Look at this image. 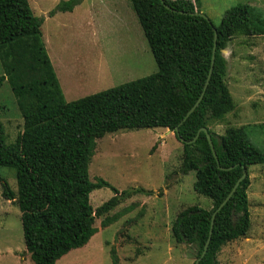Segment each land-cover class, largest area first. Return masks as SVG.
I'll use <instances>...</instances> for the list:
<instances>
[{"label":"trees","instance_id":"16d2710c","mask_svg":"<svg viewBox=\"0 0 264 264\" xmlns=\"http://www.w3.org/2000/svg\"><path fill=\"white\" fill-rule=\"evenodd\" d=\"M81 1L61 2L48 16L71 12ZM129 2L157 72L66 102L45 50L43 19L33 15L28 0H0V86L8 82L23 119L22 133L12 143H6L0 126V167L13 170L16 191L1 176L0 185L2 196L14 200L20 211L23 244L32 264H55L97 233L95 219L101 218L104 228L135 207L132 204L109 216L130 193H119L103 179L92 182L88 177L96 140L123 130L163 128L176 139L191 141L180 142L179 172H195L193 190L208 198L211 208L187 207L177 215L171 233L176 243L194 246L196 258L208 237L212 212L242 175V167L246 169L247 176L215 216L199 264H219L221 248L248 235V169L263 165L264 153L251 143L243 127L227 126L218 136L210 126L224 122L236 108L225 81L222 51L236 36H264V19L252 6L238 4L213 27L192 15L202 13L201 0ZM213 29L216 49L208 86L193 113L179 125L203 91ZM201 128L211 136L217 162L203 132L192 141ZM102 188H110L114 195L93 209L90 194ZM110 255L112 264H119L113 248Z\"/></svg>","mask_w":264,"mask_h":264},{"label":"rangeland","instance_id":"374dc122","mask_svg":"<svg viewBox=\"0 0 264 264\" xmlns=\"http://www.w3.org/2000/svg\"><path fill=\"white\" fill-rule=\"evenodd\" d=\"M67 0H28L34 16L43 19L42 39L66 102L155 74L157 67L129 0H82L71 12L55 11ZM202 13L217 27L224 13L238 4L252 6L264 19V0H201ZM225 81L236 105L222 123L210 126L218 136L227 126L243 127L251 143L264 153V36H236L223 52ZM3 70L0 63V76ZM0 126L6 143L23 130V119L8 82L0 86ZM182 145L163 128L123 130L95 142L88 177L101 178L119 193L130 195L108 215L135 204L117 222L89 242L69 251L55 264H193L194 246L178 244L171 227L190 206L211 208V201L193 190L195 172L181 175ZM0 176L15 192L14 172L0 167ZM250 228L245 240L228 243L220 264H264V164L248 170ZM142 190L141 192H139ZM110 188L94 190L90 205L108 201ZM250 239V241H248ZM223 249V247L221 248ZM0 264H32L23 244L20 211L2 196L0 185Z\"/></svg>","mask_w":264,"mask_h":264},{"label":"water","instance_id":"95a60500","mask_svg":"<svg viewBox=\"0 0 264 264\" xmlns=\"http://www.w3.org/2000/svg\"><path fill=\"white\" fill-rule=\"evenodd\" d=\"M167 9H170L168 6H165ZM173 12H177L179 14H184L183 12L181 11H175V10H172ZM192 15H197V16H200L202 18H204L206 21H209V19L201 12H197V13H193ZM213 47H212V53H211V61H210V69L208 71V75H207V78H206V81H205V84L203 86V91L200 95V97L198 98V100L195 102V104L188 110V112L185 114L184 118L181 120V122L179 123V125H181L192 113L193 111L195 110V108L198 106L199 102L201 101L203 95H204V92L208 86V83H209V80H210V77H211V73H212V69H213V64H214V58H215V49H216V30L213 29ZM223 52L222 51V55H223ZM177 130L178 128L176 127L175 128V132L177 133ZM200 132H203L205 134V137L208 141V144L210 146V149H211V152H212V155L215 159V161L217 162V157H216V154H215V150L213 148V145H212V141H211V136L210 134L208 133L207 129L206 128H201L198 130V132L196 133V136L194 137V139L192 141H195L196 138L199 136ZM179 140V142L181 143H186V144H190L191 141H186L184 142L182 139H177ZM217 140H219L217 138ZM230 169V168H229ZM247 176V171L244 167H242V175L238 178V180L235 182V184L233 185L232 189L230 190V192L227 194V196L222 200V202L218 205V207L212 212L211 214V220H210V228H209V233H208V237L206 239V242L203 246V249L200 253V255L196 258V260L194 261V264H199V262L201 261V259L205 256L206 252H207V247H208V244H209V241H210V237H211V234H212V228H213V222H214V219H215V216L216 214L221 210V208L226 204V202L230 199V197L232 196V194L235 192L236 188L238 187L239 183L245 179V177Z\"/></svg>","mask_w":264,"mask_h":264},{"label":"crops","instance_id":"0c3cea01","mask_svg":"<svg viewBox=\"0 0 264 264\" xmlns=\"http://www.w3.org/2000/svg\"><path fill=\"white\" fill-rule=\"evenodd\" d=\"M52 67H53V66H52ZM54 72H55V71H54ZM55 74H56V73H55ZM56 77H57V76H56ZM57 79H58V78H57ZM58 81H59V80H58ZM256 166H257V165H256ZM259 166H260V165H259ZM251 167H254V166H251ZM251 167H250V168H251ZM250 168H249V169H250ZM249 169H248V170H249ZM248 188H249V187H248ZM247 237H248V235H247ZM245 239H246V237H245V238H241V240H245ZM237 240H238V239H237ZM237 240H235V241H233V242H230V243L235 244ZM248 241H250V239H248ZM230 243H229V244H230ZM226 248H230V247H228V246H223V249H221V251H220L219 253H222L224 250H226ZM217 260H218V256H217ZM218 262H219V261H218ZM219 264H220V263H219Z\"/></svg>","mask_w":264,"mask_h":264}]
</instances>
